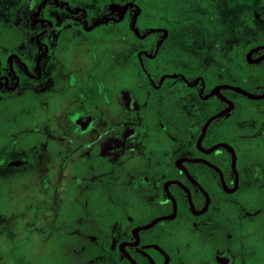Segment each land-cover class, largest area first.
I'll return each mask as SVG.
<instances>
[{"label": "flooded vegetation", "instance_id": "af4514ba", "mask_svg": "<svg viewBox=\"0 0 264 264\" xmlns=\"http://www.w3.org/2000/svg\"><path fill=\"white\" fill-rule=\"evenodd\" d=\"M111 1L91 24L66 1L3 12L13 22L0 25V226L4 207L29 206L34 220L21 242L34 234V252H51L53 237H89L91 264H264V97L236 104L224 91L237 92L221 88L229 108L214 88L240 86L204 91L201 76L177 70L236 82L233 64L227 58L231 77L223 65L190 67L179 41L171 64L154 61L166 29L138 34L140 10ZM128 12L130 22L118 23ZM134 209L147 211L146 221H128ZM171 215L135 239L136 228Z\"/></svg>", "mask_w": 264, "mask_h": 264}, {"label": "rangeland", "instance_id": "374dc122", "mask_svg": "<svg viewBox=\"0 0 264 264\" xmlns=\"http://www.w3.org/2000/svg\"><path fill=\"white\" fill-rule=\"evenodd\" d=\"M1 4L0 25L8 21L3 12L7 10L10 2ZM246 8L264 14V0H212L209 5L203 0H168L160 11L182 28L184 42H181L180 50L181 59L185 64L195 68L223 65L226 67L225 72L231 77L233 67L226 57L230 44L237 40L240 32L252 39L257 32L264 31V25L259 20L256 21V29L253 31H249L239 21L238 13ZM58 210L59 208L49 210L52 211L50 215L56 214ZM2 213L5 215L1 214V217H4L0 226V264H14L19 257L24 260L31 259L33 264L92 263L95 245L89 237L81 239L64 237L61 240L53 237L49 240L51 252L42 250L34 252L35 245L31 241L35 237L34 234L29 240L21 242L27 235L26 227L34 220V209L27 206L17 211L16 208L4 207ZM42 214L47 215L41 212L36 216L40 217ZM147 217V211L134 209L128 221L141 223L146 221ZM21 221L23 224H20ZM87 226L84 225L85 228ZM41 240L43 243V237ZM201 253L210 254L204 251ZM197 260H204V256H199Z\"/></svg>", "mask_w": 264, "mask_h": 264}, {"label": "trees", "instance_id": "16d2710c", "mask_svg": "<svg viewBox=\"0 0 264 264\" xmlns=\"http://www.w3.org/2000/svg\"><path fill=\"white\" fill-rule=\"evenodd\" d=\"M43 0H11L10 5H8V12L12 14L15 8L27 7L29 3L31 6L36 7ZM66 1L71 8L75 6H81L84 10L86 16L85 22L88 24L93 23L96 20L102 19L106 16V13L110 10L111 0H58ZM116 1V0H114ZM113 1V2H114ZM132 2L135 7H137L140 12L135 18L134 23L137 29L138 34H143L147 28L155 27L161 25L166 29V34L164 35V42L159 48L158 53H155L154 61L163 60L165 65L172 63V56L168 55V50H170L172 41L184 42V37L181 35L182 28L176 21L172 20L167 14H163L160 9L168 0H127ZM205 4H210L212 0H203ZM117 5L122 3L118 0L116 1ZM47 7H56L53 4L47 3ZM108 8V9H107ZM132 10V8H130ZM124 19L119 20L118 23H129L131 19V12L125 14ZM239 21L247 28L249 31L256 29V21L259 20L262 25H264V14L255 13L252 8L243 9L238 13ZM7 22H13V17ZM108 23H114L109 21ZM99 29V28H98ZM95 28L93 31L98 30ZM133 34V33H132ZM154 33H149L145 37L139 38L134 35V39L146 42L149 39H152ZM170 42V43H168ZM264 44V31L257 32L254 38L246 37L245 34L239 33L237 35V40L233 41L230 44L229 49L226 52L228 60L235 67V73L238 76L236 82L230 81L228 77L216 78L208 74L206 70H196L191 73H187L180 67L177 71L184 73L185 77L191 80L194 76H201L204 82V91H208L212 86L217 83H228L232 85L240 86L241 88L251 92V93H260L264 89V60L257 64H249L246 62L245 55L253 47ZM163 50V51H162ZM165 72H172L165 70ZM229 93V97L237 104V102L245 101L247 103H253L254 101L249 100L242 95L231 91H224ZM212 105L218 108L222 107L224 103L219 100H212ZM213 205V204H212ZM180 209H186L185 201L182 199L180 201ZM181 215V214H180ZM179 215V216H180ZM164 226V225H163ZM161 225L157 226L155 230L160 231ZM149 231L143 232L145 236ZM116 264H129L127 261H116Z\"/></svg>", "mask_w": 264, "mask_h": 264}, {"label": "water", "instance_id": "95a60500", "mask_svg": "<svg viewBox=\"0 0 264 264\" xmlns=\"http://www.w3.org/2000/svg\"><path fill=\"white\" fill-rule=\"evenodd\" d=\"M263 48H264V45H262V46H257V47L252 48V49L246 54L247 61H248V62H257V61L263 59V58H264V55H262L261 57L257 58V59L254 60V61H251V60H250V55H251L253 52L258 51V50L263 49ZM221 88H223V89L226 88V89L233 90V91H235V92H237V93H239V94H241V95H243V96H246V97H248V98H250V99H255V100H257V99H261V98L264 97V92H263L262 94H260V95H254V94H251V93H249V92H247V91H245V90H243V89H241V88H239V87H234V86H230V85H220V86H216V87L214 88V93H215L220 99H222L223 101H225V102L228 104V107H229V108L232 107V102L229 101V100H227V99H225L224 97H222V96L219 95L218 90L221 89ZM229 108H228V109H229ZM228 109H227V110H228ZM227 110L221 111V112L217 113L216 115L210 117V118L205 122V124L203 125V128H202V134H203V132L205 131L206 126L209 124V122H210L212 119L221 116V115H222L223 113H225ZM202 134H201V135H202ZM216 146H218V145H215L214 147H216ZM205 195H206V194H205ZM207 202H208V198H207V195H206V203H207ZM189 203H190V205H191V202H190V201H189ZM174 212H175V202L173 201V213H174ZM171 217H172V215H171V216H162V217H158V218L154 219L152 222H150L149 224L136 228L135 231H134V237H135V239H137V234H136V233H137L138 230H142V229L150 228V227L153 226L157 221H159V220H164V219H169V218H171Z\"/></svg>", "mask_w": 264, "mask_h": 264}]
</instances>
